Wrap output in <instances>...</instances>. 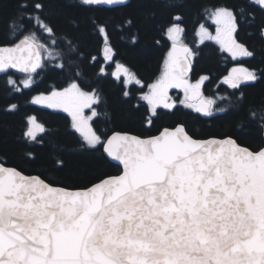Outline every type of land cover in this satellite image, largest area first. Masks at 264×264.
I'll list each match as a JSON object with an SVG mask.
<instances>
[{"label": "snow or ice", "instance_id": "6c2138e0", "mask_svg": "<svg viewBox=\"0 0 264 264\" xmlns=\"http://www.w3.org/2000/svg\"><path fill=\"white\" fill-rule=\"evenodd\" d=\"M126 3L73 0L71 7L94 11ZM45 8L44 0H16L8 28L23 39L12 47H0V73L15 69L25 74L21 81L25 89L45 67L42 50L55 58L32 31L55 35ZM204 11L216 30L199 24L195 34L200 44L214 42L234 60L254 55L238 33L241 20L255 24L258 14L259 36L264 39V0H240ZM68 24L79 27L75 18ZM98 31L104 37L105 59L111 61L115 52L107 31L102 26ZM161 31L172 47L161 76L140 97L147 106L143 122L149 128L161 109H175L169 89H183L187 101L199 100L181 101L198 113L210 115L214 104L200 99L201 84L209 77L190 82L197 53L184 42L185 17L171 15ZM68 45L69 52L76 51L71 41ZM56 67L63 72L65 64L61 61ZM116 69L112 73L116 80L123 77L125 85L135 81L143 87L128 67L117 63ZM99 74L107 75L103 67ZM74 75L81 73L77 70ZM258 79L255 71L233 68L223 82L239 89ZM6 86L21 91L10 77ZM32 102L67 113L86 149L102 148L117 174L74 188L45 178L64 171L65 160L58 153L38 160L29 149L26 160L42 165L35 175L0 162V264H264V144L252 150L233 136L196 139L181 123L146 138L114 132L105 139L91 123L99 116L94 106L102 103V97L96 90L84 91L75 78L62 90L36 96ZM16 107L12 104L9 110ZM45 132L33 116L23 135L29 144H43Z\"/></svg>", "mask_w": 264, "mask_h": 264}, {"label": "trees", "instance_id": "16d2710c", "mask_svg": "<svg viewBox=\"0 0 264 264\" xmlns=\"http://www.w3.org/2000/svg\"><path fill=\"white\" fill-rule=\"evenodd\" d=\"M72 2L44 0L46 22L54 28L55 35L49 36L36 28L32 31L55 58H49L42 50L45 67L34 74L32 87L23 88L21 81L25 74L13 70L0 77V162L6 161L7 166L35 175L42 171V165L26 160L25 153L29 149L38 160L50 153H58L65 160L64 171L49 173L45 178L61 186L75 188L90 186L97 182L98 177L106 174H117L116 169L104 158L102 148L99 152L86 149L80 135L72 129L67 115L34 105V96L62 89L75 78L83 89L97 87L102 94V118L97 120L96 126L102 130L98 132L105 139L114 131L132 133L139 137L154 135L165 126L164 119L159 118L150 129L145 128L144 111L141 108L135 109L133 100L123 97L122 84H116L109 76L99 75V61H93L100 55L103 42L98 27H106L116 50L117 62L145 81L154 80L161 72L168 48L167 38L161 28L171 15L182 14L185 17L187 38L194 42L196 28L207 20L205 8L214 5L233 6L240 3V0H131L124 7L94 11L72 8ZM15 8L16 0H0V46L14 45L23 39V35L17 38V34L10 33L8 28ZM69 18H75L79 27L73 29L68 24ZM260 22L258 14L255 24L241 20L238 38L253 51L249 65L261 73V79L245 88L244 102H239L235 110H229L227 114L218 117L216 127L212 126L204 133L235 136L239 143L252 150L264 144L261 126L264 118L261 106L264 104V39L259 36ZM69 41L75 52H69ZM201 49L199 72L215 77L220 75L224 69L218 61L217 50L209 44ZM61 61L65 64L63 72L56 67ZM77 70L81 73L79 77L74 75ZM9 77L17 81L20 92L7 88L6 80ZM12 104L17 105L14 111L9 110ZM33 116L46 129L43 144H29L24 139L28 118Z\"/></svg>", "mask_w": 264, "mask_h": 264}, {"label": "flooded vegetation", "instance_id": "af4514ba", "mask_svg": "<svg viewBox=\"0 0 264 264\" xmlns=\"http://www.w3.org/2000/svg\"><path fill=\"white\" fill-rule=\"evenodd\" d=\"M100 8H105V7L100 6L97 9H100ZM107 9H109V8H107ZM99 27H101V26H99ZM102 27H104L106 29L105 26H102ZM207 27L209 28V30H211V32L215 33L216 26L214 24H209ZM106 31H107V29H106ZM107 34H108V41L111 44L113 51L115 52V56L113 57V59L111 60L110 63H107V60L105 59L104 51H103L105 48L104 37L102 34H100V36L103 40L102 45H101V49L99 51L100 55L98 57L94 58L93 61L95 62L98 60L99 64H100L99 69L101 67H103L105 69L107 75H100V74L99 75L101 77L102 76L103 77L109 76L116 84H122L123 91H127L129 93V95L127 97H125L124 95H123V97L125 99H132L133 104H134V108L135 109L141 108L145 112V109L147 106L140 99V97L144 93H146L149 90V86L151 84L155 83V81L161 76L162 71L164 70L165 59L168 57V53L172 47L171 42L167 40L168 48H167V51H166L165 56L163 58L161 72L157 76V78H155L154 80L145 81V80L139 78V76L135 75L136 78L141 81V84L143 85V87H141V85L136 84L135 81L131 85L127 86L123 82V77H121L120 80H116L112 76V73L115 72L114 69L116 68V64L119 62H117V60L115 58L116 57V50L113 46V43L111 41V38L109 36L108 31H107ZM184 42L197 53V55L195 57L194 64H193V70L191 73H189L190 82L195 84L202 76L209 77L208 80L204 81L201 84L200 99H206V100L214 101V104L212 105V111H211L210 115H206L203 113L196 112L194 110V108L187 107L186 103H198L199 100L187 101L186 95H185V92L183 89H169L168 95L170 97V102H174L176 107L172 111L161 109V114H160L159 118L164 119V121H165L164 127H174L177 123L183 124L185 126L186 130L189 132V134L192 135L193 138H196V139H210V138L223 139L227 136H232V135L223 136L221 134H218V135L213 134L212 135V134H204V133L207 129L213 128L212 126L216 127L215 126L216 125V119L218 117H221V116L227 114V112L229 110H235L237 108V104L239 102H241V101L244 102L245 88L248 87L249 85L256 84L261 79V73L258 72L255 68L250 67V65H249V61L253 56L252 57H238L237 59L234 60L226 52H221L219 49V46L217 44H215L214 42H205L204 44H200L198 42L197 36H196L195 41L193 42L190 38H187V35L185 34ZM206 44L212 45L217 50L218 61L220 62V66L224 69L220 73V75H218L216 77L214 75H210L208 73L199 72L198 63H200V61H201L200 60L201 59L200 56H202V49L201 48ZM233 68H237V69L247 68L250 71H255L257 76L259 77V79L255 82H244L241 84V87L239 89H232L226 83H224L223 80H224V77L228 76L229 72ZM59 90H61V89H59ZM92 90H96L102 97V94L97 87L90 89V90L84 89V91H92ZM181 101H186V103H181ZM103 103H104V99L102 97V103L98 106H94V107H96V110L99 112V116L94 117L93 120L91 121L94 129L97 131L98 134H101V135H102V133H100L98 131H102V130L97 128L96 122H97V120L102 118L101 109H102ZM261 106H262V115L264 117V104ZM86 112H89V110L87 109ZM60 113H62V112H60ZM62 114H65V113H62ZM65 115L68 116V114H65ZM157 120L154 121V124ZM70 121H71V118H70ZM143 126L147 129H150L149 127H147L145 125L144 122H143ZM261 126H262V131H263L264 118H263V123H261ZM164 127H162V128H164ZM114 132L110 133V135L113 134ZM158 133H156L154 135H157ZM133 135H135V134H133ZM136 136H138V135H136ZM148 136H152V135H145L144 137H141V138H146ZM233 137L235 138V136H233ZM263 139H264V136H263ZM242 146H244V145H242Z\"/></svg>", "mask_w": 264, "mask_h": 264}, {"label": "rangeland", "instance_id": "374dc122", "mask_svg": "<svg viewBox=\"0 0 264 264\" xmlns=\"http://www.w3.org/2000/svg\"><path fill=\"white\" fill-rule=\"evenodd\" d=\"M201 24H204L206 27L209 25V24H212V22L210 21V20H205L204 22H202ZM199 29V26L196 28V31ZM195 31V32H196ZM211 31V30H210ZM197 39H198V37H197ZM199 42V41H198ZM46 59H48V57H46ZM111 61H107V63H110ZM115 71H117V69L115 68L114 69ZM132 83H134V81H132V82H129L128 84H127V86H129V85H131ZM68 86V85H67ZM66 86V87H67ZM55 90H59V89H55ZM62 90V89H61ZM53 91V90H52ZM51 93V91L49 92V93H45V94H39V95H45V96H47V95H49ZM39 95H36V96H39ZM36 96H34V97H36ZM34 99V98H33ZM33 99H32V101H33ZM33 103V102H32ZM34 104V103H33ZM34 105H37V106H39V107H43V108H46V109H49V110H51V111H55V112H62V113H65V112H63V111H61V110H58V109H50V108H47L45 105H42V104H34ZM87 109H85V111H86ZM65 114H67V113H65ZM38 122V121H37ZM40 123V122H39Z\"/></svg>", "mask_w": 264, "mask_h": 264}, {"label": "water", "instance_id": "95a60500", "mask_svg": "<svg viewBox=\"0 0 264 264\" xmlns=\"http://www.w3.org/2000/svg\"><path fill=\"white\" fill-rule=\"evenodd\" d=\"M130 2H131V0H127V3H126L125 5L112 6V7H110V6H106V5H105V6H103V7H105V8H109V9L119 8V7H124V6L128 5ZM12 46H13V45L0 46V47H12ZM11 70L20 73L19 71L15 70V69H11ZM9 71H10V70H9ZM22 74H23V73H22ZM3 75H6V74H2V73H0V77H2ZM120 133H122V132H120ZM127 134H129V135H133V134H131V133H127ZM111 135H112V134H111ZM111 135H110V136H111ZM263 136H264V127H263Z\"/></svg>", "mask_w": 264, "mask_h": 264}]
</instances>
